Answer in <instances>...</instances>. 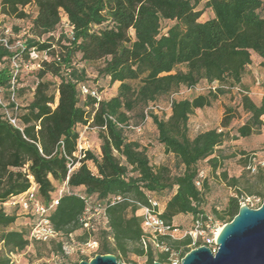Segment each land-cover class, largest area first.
Returning <instances> with one entry per match:
<instances>
[{
    "label": "trees",
    "instance_id": "1",
    "mask_svg": "<svg viewBox=\"0 0 264 264\" xmlns=\"http://www.w3.org/2000/svg\"><path fill=\"white\" fill-rule=\"evenodd\" d=\"M199 4L200 0H0L3 17L29 19L22 60L26 66L31 65L36 77L32 99L22 106V65L14 86L15 110L10 102L12 53L0 46L2 98L22 126L20 132L0 113V264H12L11 256L30 244L25 232L11 227L17 219L16 211L33 222L36 216L19 206L6 213L2 206L27 192L32 184L36 186V200L46 207L57 197L52 196L54 183L66 182L72 191L82 188L80 194L96 201L120 198L106 206V225L95 232L83 229L80 218L85 203L78 193L62 194L49 215L58 237L70 240L72 234L81 231V242L86 243L93 236L98 254L114 255L118 263L121 258L135 255L145 257V264H168V254H154L141 245V216L136 213L149 206L147 193L172 192L160 214L166 224L178 215H191L192 221L209 215L203 212L208 182L200 177L197 166L206 161L215 174L223 160L219 147L261 132L264 98L255 103L247 94L241 95L239 105L247 118L234 136L227 130L232 116L223 117L219 129L192 138L188 135V120L195 110L210 107L219 95L241 87L252 54L261 60L264 73V0H205L202 9L197 10ZM27 7L35 8L33 18L25 11ZM205 10L213 17L201 22ZM166 21L173 24L163 31L162 23ZM13 30L14 34L19 32ZM99 61L102 66L96 70V77L108 80L110 85L118 84L116 94L107 100H101L89 88L85 68H78L80 63ZM47 76L57 83L52 84ZM202 81L218 86L205 95L171 100L166 119L149 113L157 143L166 155L174 157L181 171L172 174L165 165L153 167L145 148L125 136L130 114L138 113L142 122L149 105L180 87L192 89ZM81 86L89 93L82 95ZM87 126L98 131L100 154L87 150L78 160L74 156L78 129ZM261 151L264 153V142ZM70 162L77 165L68 173ZM88 162L95 172L88 168ZM258 175L261 190H247V194L259 195L263 201L264 169L260 168ZM216 179L234 188L238 185L237 179L228 178L225 171ZM236 193L241 195L239 189ZM239 207V197H230L222 210L213 208L210 216L226 224ZM190 244L188 237L168 242L180 258L191 250ZM55 250L57 255L67 256L62 242L55 244ZM80 261L88 258L81 256L71 264Z\"/></svg>",
    "mask_w": 264,
    "mask_h": 264
},
{
    "label": "rangeland",
    "instance_id": "2",
    "mask_svg": "<svg viewBox=\"0 0 264 264\" xmlns=\"http://www.w3.org/2000/svg\"><path fill=\"white\" fill-rule=\"evenodd\" d=\"M203 3L204 0H200L197 10L202 8ZM25 11L31 18L35 16L34 7H27ZM211 17L212 14L210 11L205 10L200 17V21L204 22ZM172 24V22L168 21L163 22V31ZM0 25H5L11 29L17 28L20 34H28L30 28L29 19L17 20L12 17H3L2 15H0ZM59 30L60 28L58 27L54 34L55 37L58 36ZM251 56V64L245 70L241 87L233 88L226 91L223 95H219L210 107L197 109L189 117L188 135L190 138L204 131L219 129L223 117L228 118L231 116L233 118L227 130L230 132V136H234L237 127L241 126L247 118V115L244 114L239 105L241 95L247 94L255 103H258L264 98V86L262 84L263 71L260 67V59L255 54ZM39 58L41 59L42 57L39 56ZM101 66L102 61H99L94 64L80 63L78 68H85L89 88L96 91L101 100H107L116 94L118 84L110 85L108 80L98 79L96 77V70ZM34 72H31V65L26 67L24 65L22 69L21 90L19 93V103L22 106L32 99L36 82ZM46 79L52 84L57 83V80L48 76ZM217 86V83L209 85L202 81L192 89L180 87L170 96L161 98L155 104L149 105L144 110L145 118L142 122H139L138 113H131L129 127L125 129L127 140L137 141L145 148L149 162L153 167L165 165L170 169L172 174L180 173L181 167L177 166L174 157L172 155H166L163 147L157 143L156 129L149 117V113L151 112L153 115L166 119L170 114L171 100L190 99L198 95H205L210 89H215ZM229 109L232 111L231 113L228 111ZM78 132L82 136L81 146H86L88 151L98 156L100 154L98 131L94 127L87 126V128L79 127ZM263 142L264 127L258 135H251L248 138H238L236 141L225 142L219 147L218 150L223 153V160L221 159V167L215 174L206 161L198 164L197 168L201 172L202 178L207 179L209 187V191L205 194L206 202L203 205V212L205 214L210 215L213 208L217 211L222 210L230 197L238 196L240 204L247 203V205H251L252 201L257 198L261 200L259 195H248L247 190L252 192H259L261 190L258 171L260 168L264 169V153L261 151ZM87 166L92 172H95L91 163L88 162ZM222 171L226 172L228 178L237 179L238 185L236 188L216 179V176ZM54 185L55 191L52 194L53 197L58 196L63 187V184L54 183ZM238 189L241 195H237L236 192ZM74 192H82V188H77ZM147 195L151 200L156 201L160 205L161 210L172 195V192L161 195L147 193ZM246 198H250L252 201L245 202ZM2 208L6 213L12 212L11 206L3 205ZM136 214L140 216L142 214L141 209ZM16 218V222L11 228L25 232V237L29 240L30 244L20 254L11 256L12 264H71L79 261L81 256H85L90 260L95 255H99L97 246L93 245L95 238L91 236L86 243H82L80 238L83 237V234L81 231L72 234L70 240L60 236L53 243L35 244L29 238L30 226L33 221L21 211H16ZM219 223L224 224L222 222ZM191 224V215H178L172 222V225L178 229L179 235H182L184 231L188 230ZM99 225L101 226V223ZM57 242L63 243L64 251L67 254L66 257L57 255L58 253L55 250V244ZM145 262V257L128 255L127 258H121L118 264H145Z\"/></svg>",
    "mask_w": 264,
    "mask_h": 264
},
{
    "label": "built area",
    "instance_id": "3",
    "mask_svg": "<svg viewBox=\"0 0 264 264\" xmlns=\"http://www.w3.org/2000/svg\"><path fill=\"white\" fill-rule=\"evenodd\" d=\"M0 46L7 49L12 53L10 62V102L14 103V86L17 79V76L21 72L22 65L24 63L22 60L23 53L26 50V37L25 34H14L11 28L6 27L5 25H0ZM26 67V65H25ZM80 93L85 95L89 93V90L81 86ZM94 95V93H91ZM14 109H17V104L14 103ZM8 103L2 98V90L0 88V113L3 116V119L10 124L15 129L22 132V126L19 124L18 119L13 115V113L8 109ZM87 128V127H84ZM82 136L79 134L77 140V147L74 156L79 160L84 156V152L87 151L86 146H81ZM76 163L68 164V173L74 170ZM200 177L202 175L200 174ZM199 185V183H196ZM78 193L79 197L85 203V210L80 218L83 229L89 232H95L100 226L106 225V216L105 208L106 206L112 205L115 201H120V198L106 199L102 201H96L93 198H89L79 192H74L67 187L65 182L62 190L59 192V195L53 199L48 207L44 206L42 203L36 200V186L32 184L31 188L18 196L13 197L9 202L4 204L5 206H19L23 211H30L35 216L36 219L33 222L29 238L38 242L48 243L51 240L56 239L59 234L56 233L50 222L49 215L52 209L58 204V198L62 194ZM252 201L250 198H246L245 202ZM148 207H141L142 214L141 216V228L143 235L141 237V245L146 251L148 248L152 250L154 254L156 253H165L168 254L167 262L168 264H181V259L179 257V252L170 249L168 245L169 241H178L186 237L190 238L191 250L197 248L198 244L200 246L207 247L214 254L217 250L215 245L216 237L224 224H220L218 220L210 215H205L204 217L199 216L197 219L192 221L191 227L184 231L182 235H179V231L175 228L172 223L166 224L161 218L159 204L149 199ZM261 200L259 198L252 201L251 205L247 203H242L240 206H247L251 209H257ZM99 222V223H98ZM93 245H96L93 242Z\"/></svg>",
    "mask_w": 264,
    "mask_h": 264
},
{
    "label": "water",
    "instance_id": "4",
    "mask_svg": "<svg viewBox=\"0 0 264 264\" xmlns=\"http://www.w3.org/2000/svg\"><path fill=\"white\" fill-rule=\"evenodd\" d=\"M216 252L204 246L190 250L181 264H264V200L257 209L240 206L220 229ZM79 264H118L114 255H95ZM153 264H160L154 262Z\"/></svg>",
    "mask_w": 264,
    "mask_h": 264
},
{
    "label": "crops",
    "instance_id": "5",
    "mask_svg": "<svg viewBox=\"0 0 264 264\" xmlns=\"http://www.w3.org/2000/svg\"><path fill=\"white\" fill-rule=\"evenodd\" d=\"M204 2H205V0H204ZM202 9V8H201ZM210 13L212 14V12L210 11ZM212 17H213V14H212ZM211 17V18H212ZM251 60H252V56H251ZM260 62H261V60H260ZM259 62V63H260ZM263 81H264V73H263ZM263 84V83H262ZM168 201V200H167ZM165 205H166V203L163 205V207H162V209L160 210L161 212H163V210H164V208H165ZM160 206V205H159ZM175 219V217L173 218V220ZM173 220H172V222H173ZM93 242L96 244V246H97V243L93 240Z\"/></svg>",
    "mask_w": 264,
    "mask_h": 264
}]
</instances>
